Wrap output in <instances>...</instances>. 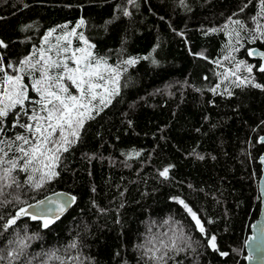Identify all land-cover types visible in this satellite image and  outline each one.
<instances>
[{"label": "trees", "instance_id": "1", "mask_svg": "<svg viewBox=\"0 0 264 264\" xmlns=\"http://www.w3.org/2000/svg\"><path fill=\"white\" fill-rule=\"evenodd\" d=\"M258 12L259 0H0L6 62L28 55L47 30L83 19L77 32L121 69L119 95L85 123L55 179L38 190L28 173L12 174L20 187L0 180V264H163L145 251L171 239L185 250L169 251L167 264H242L259 206L264 89L236 87L235 77L220 83L223 90L211 89L240 60L256 67L238 75L264 85L257 70L264 62L247 54L251 47L264 51V36L250 31ZM229 17L246 25L239 44L228 35L239 29ZM252 36L258 38L249 42ZM229 55L235 59H223ZM129 58L136 63H123ZM165 168L167 178L159 175ZM56 190L76 199L47 227L31 216L5 227L22 207ZM211 235L219 251L208 245Z\"/></svg>", "mask_w": 264, "mask_h": 264}, {"label": "snow or ice", "instance_id": "2", "mask_svg": "<svg viewBox=\"0 0 264 264\" xmlns=\"http://www.w3.org/2000/svg\"><path fill=\"white\" fill-rule=\"evenodd\" d=\"M180 2L183 3L184 0ZM128 3L134 4L135 0H128ZM244 7H247V4ZM240 11L243 12L244 8ZM124 15L130 13L125 10ZM257 17L264 18V0H259V12L251 17L256 27L250 30L264 36V25L259 23ZM229 20L233 25L239 26V29L233 28L232 32L228 33L231 37L234 32L236 43L239 44L241 31L246 25L240 19L229 17ZM84 23L81 19L71 30L56 36L55 43H52L50 38L56 30L50 29L43 37V43L48 47L38 49V56L37 51H34L17 62H6L3 56H0V172H2L0 180L10 178L11 183L6 184L7 187H11L12 184L20 187L16 177L12 175L17 171L28 173L27 181H31V186L37 190L55 179L59 175L56 169L60 166L63 154L81 139L80 134L85 123L99 115L112 103L113 98L119 95V88L116 85L121 69L119 65L109 64L106 57L96 54L93 51L96 45L92 44L83 32H77ZM73 37L78 41L75 46ZM257 38L252 36L249 42ZM7 47L8 45L0 40V48ZM232 50L239 51V48L232 46ZM247 54L249 56L258 54L264 60V52L257 53L256 49H247ZM223 59L234 60L235 57L229 55ZM123 63L131 65L136 63V59L129 58ZM216 63L220 64L219 61ZM254 67L256 66L240 60L233 68H226L220 75L225 81L235 77L231 82L236 87L251 86L264 89V85L255 83L251 75L243 77L238 75L241 69L251 74ZM257 70L264 73V63H261ZM26 76L30 82L26 81ZM219 87L220 84H217L211 90L216 92ZM225 91L229 95L232 94L227 88ZM261 140L264 141V137ZM168 171L169 169L165 168L159 175L167 178ZM75 199L76 197H71L73 202ZM179 202L191 214L200 232L204 233L205 227L197 214L183 200ZM59 208L63 211L64 205H59ZM20 214L29 213L27 209L21 208L16 216L7 221L5 227L15 224ZM32 218L37 219V216L32 215ZM48 223L49 221L45 220L44 227H47ZM159 243L160 247L153 244L152 247L146 248L145 255L151 253L150 260L161 261L163 264H167L170 259L169 251L185 250L175 239H171L170 243L164 240H160ZM208 245L214 251H219L216 236H209ZM70 247L75 248L77 245L73 242ZM8 255L11 256L13 253L9 252ZM220 255L227 256L229 253L220 252ZM3 259L4 257L0 256V260Z\"/></svg>", "mask_w": 264, "mask_h": 264}, {"label": "water", "instance_id": "3", "mask_svg": "<svg viewBox=\"0 0 264 264\" xmlns=\"http://www.w3.org/2000/svg\"><path fill=\"white\" fill-rule=\"evenodd\" d=\"M251 49H256L257 53L264 52L256 47H251ZM249 57L264 62L258 54ZM262 137H264V134L257 137V142L263 146L257 157L259 165V177L257 179L258 213L248 226V233L243 242L244 256L242 264H264V141L261 140ZM71 197L73 196L70 193L63 190L52 191L22 207L27 209L29 214H20L19 217L36 215L37 218L44 220L55 219L67 212L72 206ZM40 201H43V203H40ZM54 201L58 203H53ZM61 204L64 205L63 211H60L59 208ZM29 205L32 207H29Z\"/></svg>", "mask_w": 264, "mask_h": 264}, {"label": "rangeland", "instance_id": "4", "mask_svg": "<svg viewBox=\"0 0 264 264\" xmlns=\"http://www.w3.org/2000/svg\"><path fill=\"white\" fill-rule=\"evenodd\" d=\"M52 29H55L56 31L53 33V37H51L50 38V40H51V42L52 43H55V37L56 36H58V35H61V34H63L64 32H66V31H69V30H71L70 28H67V27H62V26H60V27H57V28H52ZM50 30V29H49ZM49 30H47L45 33H44V35L42 36V38H41V41H40V44H39V46L38 47H36V48H34L28 55H30L31 53H33L34 51H37L38 49H40V48H46V47H48V45H45L44 43H43V37L47 34V32L49 31ZM73 39V45L75 46L77 43H78V41L73 37L72 38ZM28 55H26V56H28ZM37 56H38V51H37ZM35 58H37V57H34V59ZM225 71V68L222 70V73ZM25 79H26V81H29V78L26 76L25 77ZM231 81V79L229 80V81H225L224 80V78H223V76L221 75V77H220V80H219V82H218V84H223V83H227V82H230ZM30 82V81H29ZM116 87H117V85H116ZM215 87H216V85H215ZM224 88H225V86H224ZM217 90L218 91H221V90H223L221 87H219V88H217ZM193 220V219H192ZM193 222H194V224H195V226H196V223H195V221L193 220ZM196 228L199 230V228L196 226Z\"/></svg>", "mask_w": 264, "mask_h": 264}]
</instances>
